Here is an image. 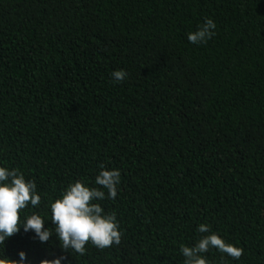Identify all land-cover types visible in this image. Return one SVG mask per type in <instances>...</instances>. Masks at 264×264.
<instances>
[{
	"label": "trees",
	"instance_id": "obj_1",
	"mask_svg": "<svg viewBox=\"0 0 264 264\" xmlns=\"http://www.w3.org/2000/svg\"><path fill=\"white\" fill-rule=\"evenodd\" d=\"M208 18L215 35L190 43ZM0 165L35 181L50 228L69 183L121 172L99 201L120 244L80 256L21 228L12 258L184 264L204 223L243 249L209 264H264V0H0Z\"/></svg>",
	"mask_w": 264,
	"mask_h": 264
},
{
	"label": "clouds",
	"instance_id": "obj_2",
	"mask_svg": "<svg viewBox=\"0 0 264 264\" xmlns=\"http://www.w3.org/2000/svg\"><path fill=\"white\" fill-rule=\"evenodd\" d=\"M216 27L214 20L208 18L197 30L188 33V41L206 44L215 35ZM111 75L115 82H123L128 73L120 69ZM94 183L96 186H91L87 179L76 180L69 183L58 198L49 201L47 206L53 225L50 228L45 227L47 214L31 211L42 200L35 181L26 179L19 168L0 165V246L5 248V242L21 228L24 233L34 232L33 238L41 244L49 242L55 235L62 253L80 256L85 254L89 243L98 249L120 244L122 232L117 215L115 212L106 213L99 201L116 198L121 172L118 168L108 169L101 165ZM197 231L205 235L192 245L180 246L184 264H209L203 254L212 248L236 259L242 255V248L226 242L217 232L211 231L208 224H200ZM48 256L51 258H43L39 264H68V258L63 254L50 252ZM0 264H33V261L21 249L15 258L0 251Z\"/></svg>",
	"mask_w": 264,
	"mask_h": 264
}]
</instances>
